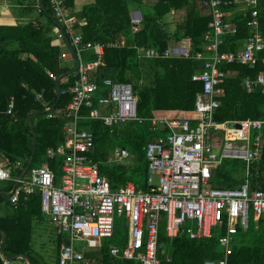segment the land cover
<instances>
[{
    "label": "trees",
    "instance_id": "obj_1",
    "mask_svg": "<svg viewBox=\"0 0 264 264\" xmlns=\"http://www.w3.org/2000/svg\"><path fill=\"white\" fill-rule=\"evenodd\" d=\"M30 1L36 4V0ZM48 1L42 0L46 10L40 9L37 17L25 25L0 24V153L6 158L13 177H18L25 168L32 152L34 135L36 142L30 167L47 162L58 174L61 163L59 156L48 157L46 150L49 147L56 148L63 141V115L70 99L66 89L74 74H66L59 79L61 94L56 102L55 80L70 68L61 65V48L52 41L57 26L48 15L51 12ZM225 1L222 9L232 13L230 20L236 25V30L224 35L221 49L235 51L251 33L247 20L252 7L239 0ZM65 4L72 12L85 18V23L78 27L83 40L123 38L125 41L123 46L103 48L101 63L90 73L94 81L100 83L104 78H111L131 83L133 93L137 96V113L142 117L191 116L196 93L202 90L201 82L192 80L191 76L201 70V61L191 57H143L139 55L137 47L150 45L163 52L171 41L187 37L191 42V52L203 49L202 36L210 15L201 10L202 5L199 6L196 0H90L77 9V0H65ZM134 7H139L141 11L137 30L132 29L131 22ZM179 8L188 11L183 19L172 20L176 26L170 29L169 24L172 22L167 21L166 16L172 9ZM255 8L258 13V30L264 40V0H258ZM255 55L257 61L253 66L237 62L221 66L228 73L218 85L223 90L214 113L218 122L245 118L264 120V93L261 87L254 85L248 90L243 84L245 77L252 79L260 71L264 73V46ZM94 58L93 51L86 50L82 61L88 62ZM36 91L42 92L39 99L35 98ZM10 97H13L12 111L7 113ZM54 102L55 107L44 113ZM29 111L32 127L28 120ZM85 125L94 134V143L88 155L98 164L99 173L108 178L111 186L114 188L131 179L138 182L141 188L148 189L145 145L166 129H152L147 119L141 123L127 121L121 127H109L99 120H87ZM260 135V155L248 164L247 178L252 189H264V123ZM116 144L127 147L133 153L130 162L108 161ZM244 170V161L225 159L213 172L211 184L237 187L245 179ZM142 175L143 179L140 178ZM13 184V181H8L7 189ZM40 213V196L34 191L30 194L21 193L13 211L0 215V231L5 235L2 248L6 257L24 254L35 264L30 254V238L32 220ZM219 234L217 230L208 237L189 238L180 233L169 239L160 224L159 256H162L163 250H168L172 264H202L206 259H219L222 256ZM116 244L122 245L123 242ZM96 251L99 252L92 251L86 256L102 264H133L127 259L110 255L107 245ZM228 262L264 264L263 221L257 227L251 225L235 232ZM0 264H5L1 251ZM47 264L58 263L56 260L55 263Z\"/></svg>",
    "mask_w": 264,
    "mask_h": 264
},
{
    "label": "built area",
    "instance_id": "obj_2",
    "mask_svg": "<svg viewBox=\"0 0 264 264\" xmlns=\"http://www.w3.org/2000/svg\"><path fill=\"white\" fill-rule=\"evenodd\" d=\"M193 1V0H188ZM258 0H244L252 7L247 25L251 28L241 49L222 50L225 34L234 32L236 25L226 19L222 6L225 0H199L209 9L211 19L203 33L204 50L190 54L186 48H167L160 52L154 47L145 48L150 57H168L172 54L192 56L203 62L202 70L192 75L201 82V93L196 96L193 118L142 117L137 113V96L130 83L104 78L99 84L91 78V70L101 63L103 48L122 44V40L85 41L76 31L81 24L65 4V0H49L51 13L70 36L73 52L78 60L74 78L67 87L70 99L66 105L62 124L63 142L47 153L62 155L61 175L56 181L54 171L42 163L29 168L27 177H13L8 163L0 164V180L13 181L9 199L16 206L21 193L37 191L40 209L56 224L58 233L68 236V242L59 247L58 264H102L88 258L89 248L98 246L97 240L111 237L117 215L123 216L127 225L124 245H111L109 254L138 264H172L168 253L159 256V224L163 221L165 235L177 237L181 231L190 238L208 237L219 229L218 243L222 249L219 259H206L202 264H229L232 241L239 228L250 226L251 218L264 219V190L251 189L248 181L237 187H218L210 183L213 170L226 158L249 162L259 157L262 119L218 122L214 113L219 105L218 86L225 77L224 63H242L253 66L255 52L264 46L258 30ZM134 30L140 17L132 15ZM58 35L62 37V33ZM92 49L96 58L82 62L83 49ZM47 72H49L47 70ZM246 87L259 85L264 91V74L255 79L246 78ZM100 86L107 88L106 95H98ZM35 98L41 92H34ZM13 97L8 100L6 112L12 111ZM102 107H107L102 111ZM99 120L105 125L127 121L141 123L149 120L152 128L165 125L168 131L150 140L145 146L147 160L146 184L126 181L112 187L108 178L99 173L98 164L88 155L94 143L89 128L78 125L83 120ZM236 121V122H234ZM238 126L229 127V123ZM223 131V135H220ZM253 133V135H252ZM252 139L251 144L249 143ZM238 140V142H237ZM132 157L124 146L113 149L109 160L125 162Z\"/></svg>",
    "mask_w": 264,
    "mask_h": 264
},
{
    "label": "crops",
    "instance_id": "obj_3",
    "mask_svg": "<svg viewBox=\"0 0 264 264\" xmlns=\"http://www.w3.org/2000/svg\"><path fill=\"white\" fill-rule=\"evenodd\" d=\"M90 0H77V6L75 7V9H77V8H79V6L81 5V4H83V3H85V2H89ZM142 2H148V1H150V0H141ZM199 4V6H201V3L199 2V0H196ZM241 3H245L244 2V0H239ZM44 5V4H43ZM245 5V4H244ZM202 8H201V10L203 11V12H206V13H208L209 15H210V19H211V13H210V11H209V9H207V8H204L203 6H201ZM243 6H240V8H242ZM40 9H42L41 8V6L39 5V1L38 0H36V4H34L33 2H31L30 0H0V24H17V25H25V24H27V23H29L30 21H32V20H34L35 19V17H37V15H38V12L40 11ZM71 10V9H70ZM72 11V10H71ZM188 10H186L185 8H179V9H177V10H171L170 11V13L166 16V20L167 21H170L171 20V24H169V28L170 29H173L175 26H176V23L174 22L173 23V21L172 20H181V19H183L184 18V16H185V14H186V12H187ZM225 11V10H224ZM138 12H140V14L139 15H137V16H139L140 17V20H141V11H140V8L139 7H134L133 9H132V11H131V22H132V15L134 14V13H138ZM226 12V19H228V20H230V17H231V15H232V13L231 12H228V11H225ZM49 13V12H48ZM51 13V12H50ZM75 15H76V17L79 19V20H81L82 21V23L81 24H77L76 25V31L78 32V33H80L79 31H78V27L79 26H81V25H83L84 23H85V18L82 16V15H80V14H78V13H76V12H73ZM52 14V13H51ZM53 15V14H52ZM50 17V16H49ZM177 17V18H176ZM209 19V20H210ZM231 22H233L232 20H230ZM209 22V21H208ZM140 23V22H139ZM234 23V22H233ZM208 24V23H207ZM56 26H57V24H56ZM133 26H134V24H133V22H132V29L134 30V28H133ZM138 26H139V24H138ZM138 28V27H137ZM207 29H208V27H207ZM206 29V30H207ZM137 30V29H136ZM205 30V31H206ZM250 30H251V28H250ZM204 31V32H205ZM60 32V30H59V28H58V26L56 27V30L54 31V33L52 34V41L55 43V44H58L59 46H60V48H61V54H60V58H61V65H67V66H69V68H70V70H68V71H66V72H69V73H66V74H70V73H73V74H75V70L73 71V69H74V67H75V65H76V62H77V59H76V57H75V55H74V52H73V50H71L69 47H68V45L66 44V42H65V40L63 39V36L62 37H60L59 35H58V33ZM81 34V33H80ZM250 35V34H249ZM248 35V36H249ZM67 37L69 38V40L71 39L70 38V36L69 35H67ZM247 38V37H246ZM246 38L244 39V41L246 40ZM202 39H203V36H202ZM223 39H224V37H223ZM111 40H122L123 41V43L122 44H119V45H117V46H113V47H119V46H123L124 45V43H125V41H124V39L123 38H114V39H111ZM244 41H243V43H244ZM243 43L241 44V46L238 48V49H241L242 47H243ZM203 46H202V48L203 49H201V51L202 50H204V48H205V41L203 40V44H202ZM112 47V46H111ZM147 47H152V46H150V45H147V46H140V47H137V51H138V53H139V55L140 56H143V57H148V58H153V57H150V56H146L145 55V53H144V51H145V48H147ZM190 47H191V42H190V39L189 38H187V37H184V38H182V39H180V40H173V41H171L170 42V44H169V46L167 47V48H186V49H188V51H189V53L190 54H192V53H194V52H191L190 51ZM167 48H165V49H167ZM164 49V50H165ZM86 50H90V51H93L92 49H83L82 51H81V54H80V57H81V60H82V56H83V53H84V51H86ZM93 53H94V51H93ZM95 54V53H94ZM102 56V55H101ZM168 57H191V58H194V57H192V56H183V55H180V54H172L171 56H168ZM167 57V58H168ZM95 58H96V54H95ZM94 58V59H95ZM93 59V60H94ZM194 59H196V58H194ZM197 60H200V59H197ZM201 61V63H202V65H203V62H202V60H200ZM82 62H84V61H82ZM202 65H201V70L203 69L202 68ZM201 70H198V71H195L194 73H196V72H200ZM260 72H262V71H260ZM259 72V73H260ZM65 73V72H64ZM193 73V74H194ZM228 73V71L226 72L225 71V76H226V74ZM263 73V72H262ZM65 74V75H66ZM192 74V75H193ZM264 74V73H263ZM64 75V76H65ZM58 77V76H57ZM63 77V76H62ZM61 77V78H62ZM249 76H247V77H245L244 78V80H243V84H244V86L246 87V85H245V83H244V81H245V79L246 78H248ZM250 78V77H249ZM57 79V78H56ZM191 79H192V76H191ZM252 79H255V78H252ZM193 80V79H192ZM56 81V80H55ZM116 81V80H115ZM198 81V80H197ZM59 82V81H58ZM102 82V81H101ZM100 82V83H101ZM121 82H125V81H121ZM99 83V84H100ZM126 83H129V82H126ZM59 84V83H58ZM131 84V83H130ZM132 86V85H131ZM252 86H254V85H252ZM252 86L251 87H246L248 90L249 89H251L252 88ZM257 86H259V85H257ZM220 87V86H219ZM221 88V87H220ZM261 91L264 93V91L262 90V88H261ZM39 92H41V91H39ZM61 92V91H60ZM201 93V91H199V92H197L196 93V96L198 95V94H200ZM223 93V90H222V88H221V92H220V94L218 95V97L221 95ZM41 94H42V92H41ZM61 94V93H60ZM107 94V88L106 87H104V86H100V88H99V90H98V93H97V96L98 95H106ZM135 94V93H134ZM136 95V94H135ZM196 96H195V102H196ZM217 97V98H218ZM67 105V104H66ZM107 109V107H102V111H104V110H106ZM194 109H195V103H194ZM194 109H193V112H192V114H191V116H189L190 118H193L194 116H195V113H194ZM154 116H165V117H168L167 115H154ZM63 117H64V120H63V122L66 120V117L63 115ZM152 117V116H151ZM188 117V116H187ZM146 118H149V117H146ZM168 118H171V117H168ZM185 118V117H184ZM177 119H179V118H177ZM89 120V119H88ZM91 120V119H90ZM192 120H195V118H193ZM87 120H83V121H79L78 122V125L80 126V127H82V128H88L86 125L84 126V122H86ZM149 121V120H148ZM232 121V120H231ZM234 122H236V121H234ZM63 124V123H62ZM124 124H126V122H123V123H117V124H113V125H107V126H109V127H115V126H119V127H121V126H123ZM149 124H150V122H149ZM230 124H234V125H232V126H238V124L237 123H229L228 125H230ZM105 125V124H104ZM150 126H151V124H150ZM151 128H152V126H151ZM158 128H165L166 129V131L164 132V133H166L167 131H168V129H167V127L165 126V125H162V124H158L156 127H154V128H152V129H158ZM62 131H63V129H62ZM93 132V131H92ZM163 133V134H164ZM63 135H64V133H63ZM159 135H162V134H158L157 136H159ZM220 135L222 136L223 135V131H221V133H220ZM252 135H253V133H252ZM157 136H155V137H157ZM154 137V138H155ZM154 138H152V139H154ZM63 139H64V137H63ZM151 139V140H152ZM33 141H34V136H33ZM63 142V141H62ZM62 142H60V143H62ZM237 142H238V140H237ZM251 142H252V139H250V141H249V143L251 144ZM59 143V144H60ZM58 144V145H59ZM57 145V146H58ZM56 146V147H57ZM117 146H123V145H120V144H116V145H114V147L112 148V150H111V152H110V154H109V156H108V161L109 162H117V161H111V160H109V157L111 156V154H112V151H113V149L115 148V147H117ZM146 146V145H145ZM125 147V146H124ZM50 148V147H49ZM127 148V147H126ZM48 149V148H47ZM52 149H55V148H52ZM132 153V152H131ZM46 155L48 156V157H53L54 155H56V156H59V158H60V161H61V159H62V155H60V154H58V153H54V155H52V156H50L48 153H47V150H46ZM30 158V157H29ZM131 158H133V153H132V157ZM131 158H129V159H131ZM258 158V157H257ZM129 159H127V161H125V162H129ZM226 159H234V158H226ZM256 159V158H255ZM225 160V159H224ZM224 160H222L217 166H216V168L224 161ZM28 161H29V159H28ZM28 161H27V163H28ZM7 162V160H6V158L3 156V154L2 153H0V164H4V163H6ZM42 163H46L47 165H48V163L47 162H42ZM41 163V164H42ZM245 163V162H244ZM31 164V163H30ZM27 165V164H26ZM49 166V165H48ZM29 167H30V165H29ZM51 168V167H50ZM215 168V169H216ZM215 169L213 170V172L215 171ZM53 170V169H52ZM23 171V170H22ZM54 171V170H53ZM213 172H212V175H213ZM22 173V172H21ZM27 173V172H26ZM25 173V174H26ZM54 173H55V171H54ZM23 175V176H25V177H27L26 175ZM243 174H244V176H245V179L243 180V182L244 181H248L249 182V184H250V181L248 180V178H247V175H248V165H246V163H245V170L243 171ZM21 175V174H20ZM19 175V176H20ZM60 175H61V168H60V164H59V172H58V174H56L55 173V177H56V181L57 180H59V177H60ZM211 180H212V176H211ZM211 180H210V183H211ZM8 181L9 180H0V215H5V214H9V213H11L12 211H13V209L15 208V206L11 203V201H10V199H9V192L11 191V188L10 189H7V183H8ZM127 181H132V182H135V183H137L138 185H139V183L138 182H136V181H134V180H131V179H128ZM58 182V181H57ZM126 182V181H125ZM124 182V183H125ZM242 183V182H241ZM240 183V184H241ZM122 184V183H121ZM239 184V185H240ZM238 185V186H239ZM140 186V185H139ZM236 187V186H235ZM250 188H251V184H250ZM252 189V188H251ZM258 189H260V188H258ZM264 190V189H263ZM40 211H41V209H40ZM42 221H46V223H47V225H49V226H51L52 227V229H53V231H54V233H55V235H56V237H55V239H56V241H55V247H54V251H55V255H54V258L51 260V261H48V262H46L45 264H47V263H55L56 262V260H57V263H58V256H59V247H60V244L61 243H66V242H68V236L67 235H63L62 236V234L61 233H58V231H57V227H56V224L55 223H53L51 220H50V218L48 217V215H46V214H44V213H42V211H41V213L39 214V215H37L36 217H34L33 218V220H32V232H31V238H30V254H31V259L32 260H34L35 262H36V259H34L33 258V256H32V246H31V242H32V238L34 239V238H38V236L40 235V230H41V233H43V232H46V231H48V230H51L50 228H49V226L47 227L46 226V224H43V222ZM261 221H263L264 222V219L263 218H259L258 220H253L252 218H251V220H250V226L251 225H253L254 227H257L258 225H259V223L261 222ZM38 223V225L35 227V228H33V223ZM160 224L162 225V227H163V230H164V223H163V221L162 222H160ZM160 224H159V228H160ZM124 225H125V227H126V238H127V225H126V222L124 223ZM239 229H241V228H239ZM219 231V232H221L219 229H213V231ZM212 231V232H213ZM164 233H165V231H164ZM181 233H183V234H185L183 231H181ZM185 235H187V234H185ZM33 236V237H32ZM166 236V235H165ZM188 236V235H187ZM60 237H61V239H60ZM189 237V236H188ZM126 238H125V240L123 241V244L122 245H124L125 244V241H126ZM168 238V237H167ZM190 238V237H189ZM197 238H199V237H197ZM169 239H172V238H169ZM233 239H234V236H233ZM99 240V239H98ZM97 240V241H98ZM233 242V241H232ZM111 245H119V244H116V243H114V244H111ZM110 245V246H111ZM109 246V247H110ZM119 246H121V245H119ZM101 248V246L99 245V243H98V246H96L95 248H89V251L86 253V254H90L92 251H95V252H99V251H96V250H98V249H100ZM109 249V248H108ZM163 253H168L170 256H171V254H170V252L168 251V250H163L162 251V255H163ZM24 255V254H23ZM6 256V255H5ZM16 256V255H15ZM26 256V255H25ZM27 257V256H26ZM162 257V256H161ZM172 257V256H171ZM4 258V257H3ZM28 258V257H27ZM28 260H29V262H30V264H32L31 263V260H30V258H28ZM95 260V259H94ZM97 262H99L98 260H96ZM129 261H131V260H129ZM133 264H138V263H136L135 261H131ZM4 263L5 264H26V262L22 259V258H14V256L13 257H11V258H4ZM36 264V263H35Z\"/></svg>",
    "mask_w": 264,
    "mask_h": 264
},
{
    "label": "rangeland",
    "instance_id": "obj_4",
    "mask_svg": "<svg viewBox=\"0 0 264 264\" xmlns=\"http://www.w3.org/2000/svg\"><path fill=\"white\" fill-rule=\"evenodd\" d=\"M232 125L234 124H230L229 127H233ZM131 159H129V162L131 161ZM140 178L143 179L144 176L142 175ZM42 222L43 224H46L47 227L49 226L47 225L46 221H42ZM124 223H125V218L123 216L117 215L115 217L114 232H113L112 237L100 238L97 241L99 245L101 247L107 245L109 248V245L111 244L119 243V242L122 243L126 238V227ZM37 225L38 223L36 224L34 222L33 228H35ZM49 228L51 230H48L43 233H41V230H40V235L38 236V238H34V239L32 238V242H31L32 256L34 259H36V262H35L36 264H45L46 262L51 261L54 258V255H55L54 247H55L56 235L52 227L49 226ZM63 235L64 234H62V236Z\"/></svg>",
    "mask_w": 264,
    "mask_h": 264
},
{
    "label": "water",
    "instance_id": "obj_5",
    "mask_svg": "<svg viewBox=\"0 0 264 264\" xmlns=\"http://www.w3.org/2000/svg\"><path fill=\"white\" fill-rule=\"evenodd\" d=\"M38 1H39V5L41 6V8H42L43 10H46L45 6L43 5L42 0H38ZM139 14H140V12L137 13V15H139ZM48 15H49V16L53 19V21L57 24V26H58L60 32H61L62 35H63V39L65 40V42H66V44L68 45V47H69L71 50H73V47H72V45H71V43H70L69 38H68L67 35L64 33V29H63L62 25L56 21V19L54 18V16H53L50 12L48 13ZM77 66H78V60H77V62H76V65H75L73 71L77 69ZM66 73H69V72L61 73V74L57 77V79H56V81H55V90H56V93H57L56 102L58 101V99H59V97H60V93H61V92H60V87H59L58 81H59V79H60L62 76H64ZM56 102H54L50 108L44 110V113H45V112H50V111L55 107ZM30 113H31V111L28 112V120L30 121V124H31V127H32L31 118H30ZM35 142H36V140H35V135H34V141H33V146H32V152H31V155H30L29 161H28L27 165L25 166V168L23 169V171H22L20 177H22V176L26 173L27 169L29 168V165H30V163H31V161H32L33 154H34ZM9 193H10V192H9ZM0 233H1V239H0V248H1L0 251H1V255H2V257L7 258V257L5 256L4 250H3V248H2V244H3V241H4V239H5V235H4V233H3L2 231H0ZM14 258H22V259L26 262V264H30L28 258H27L25 255H23V254H18V255H16V256H14Z\"/></svg>",
    "mask_w": 264,
    "mask_h": 264
}]
</instances>
